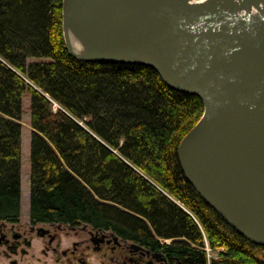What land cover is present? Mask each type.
Returning <instances> with one entry per match:
<instances>
[{"label":"trees","instance_id":"trees-1","mask_svg":"<svg viewBox=\"0 0 264 264\" xmlns=\"http://www.w3.org/2000/svg\"><path fill=\"white\" fill-rule=\"evenodd\" d=\"M62 1L0 0V222L21 219L28 94L32 225L111 231L175 264H264V247L208 206L180 166L178 147L202 100L146 66L74 58Z\"/></svg>","mask_w":264,"mask_h":264},{"label":"water","instance_id":"water-1","mask_svg":"<svg viewBox=\"0 0 264 264\" xmlns=\"http://www.w3.org/2000/svg\"><path fill=\"white\" fill-rule=\"evenodd\" d=\"M62 31L78 60L146 66L202 100L180 166L208 206L264 247V0H63Z\"/></svg>","mask_w":264,"mask_h":264},{"label":"rangeland","instance_id":"rangeland-1","mask_svg":"<svg viewBox=\"0 0 264 264\" xmlns=\"http://www.w3.org/2000/svg\"><path fill=\"white\" fill-rule=\"evenodd\" d=\"M36 61V59H29V63ZM22 125V203H21V219L20 223L16 226H12L7 222H0V227L7 237L10 244H14L18 248V253H11L5 246H0V264H68L65 258L61 255L54 256L48 249V238H41L36 233H32L30 230V213H29V198L30 193V141L32 134L31 127V111H30V97L26 94L23 98V114L20 121ZM37 228H43L48 230L52 235L56 234L61 239V248H70L74 241L86 238V233H82L81 230L61 229L50 225H37ZM18 234L20 237L14 239L11 237V233ZM161 243L170 244L171 241H163ZM56 243L53 244L55 246ZM206 249V248H205ZM45 253H44V252ZM209 258L217 257L220 250H207ZM87 261L91 264H108L106 259L100 258V256H94L89 252L87 255ZM60 258L58 261L57 259Z\"/></svg>","mask_w":264,"mask_h":264},{"label":"flooded vegetation","instance_id":"flooded-vegetation-1","mask_svg":"<svg viewBox=\"0 0 264 264\" xmlns=\"http://www.w3.org/2000/svg\"><path fill=\"white\" fill-rule=\"evenodd\" d=\"M20 223V222H19ZM19 223L11 224L16 226ZM31 224V223H30ZM50 225L58 230L70 229L73 231L81 230L86 233L87 237L74 241L70 248H61V239L56 234H51L48 230L42 236L37 225H32L30 230L41 238H48V249L54 256L61 255L68 264H91L87 261L86 255L91 252L95 256L106 259L108 264H175L167 253L162 250H154L149 246L125 240L111 231L103 229H93L89 225L81 226H63L55 224H38ZM11 237L18 239V234L11 233ZM167 241V240H164ZM56 243L55 246L53 244ZM0 246H5L11 253H18V248L10 244L9 238L5 234L3 227H0ZM44 252V251H43ZM45 253V252H44ZM58 261L60 258L57 259ZM16 264V263H14ZM104 264V263H102Z\"/></svg>","mask_w":264,"mask_h":264},{"label":"built area","instance_id":"built-area-1","mask_svg":"<svg viewBox=\"0 0 264 264\" xmlns=\"http://www.w3.org/2000/svg\"><path fill=\"white\" fill-rule=\"evenodd\" d=\"M167 241H169V240H167ZM205 241H206V249L209 250V244H208L206 239H205Z\"/></svg>","mask_w":264,"mask_h":264},{"label":"bare ground","instance_id":"bare-ground-1","mask_svg":"<svg viewBox=\"0 0 264 264\" xmlns=\"http://www.w3.org/2000/svg\"><path fill=\"white\" fill-rule=\"evenodd\" d=\"M28 198L30 199V193L28 194Z\"/></svg>","mask_w":264,"mask_h":264}]
</instances>
